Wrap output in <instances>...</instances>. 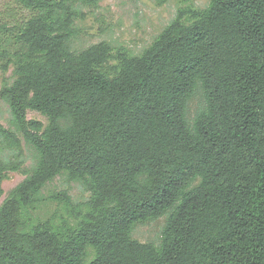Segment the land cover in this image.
I'll use <instances>...</instances> for the list:
<instances>
[{"label":"trees","instance_id":"16d2710c","mask_svg":"<svg viewBox=\"0 0 264 264\" xmlns=\"http://www.w3.org/2000/svg\"><path fill=\"white\" fill-rule=\"evenodd\" d=\"M18 1L35 15L0 97L38 161L0 206V264H264V0L180 11L139 56L106 42L71 50L76 5L101 0ZM4 150L14 160L0 163V200L24 164L0 123ZM62 175L91 194L69 235L27 222ZM165 215L159 247L132 238Z\"/></svg>","mask_w":264,"mask_h":264},{"label":"rangeland","instance_id":"374dc122","mask_svg":"<svg viewBox=\"0 0 264 264\" xmlns=\"http://www.w3.org/2000/svg\"><path fill=\"white\" fill-rule=\"evenodd\" d=\"M212 0H101L96 6L77 4L75 28L77 35L72 39L70 48L81 52L90 46L106 42L114 54L128 52L131 56L141 55L150 47L163 30L178 16L180 11L194 12L206 10ZM35 12L26 9L18 0H0V91L6 82H11L16 63L24 59V51L18 43L21 27ZM191 14L185 18L190 24ZM8 65V68H5ZM202 95L194 99L190 117L204 105ZM29 120L48 124L46 117L29 111ZM0 123L6 129L18 134L22 142L24 164L18 172L9 171L2 183L3 196L0 206L10 193L22 183L36 166L38 154L28 145L13 125L12 112L0 97ZM14 160L7 150L0 151V163ZM64 196L69 201H64ZM91 194L82 183L68 180L66 175L48 183L38 195L34 207L29 210L27 222L38 225L50 221L57 229L67 235L78 227L87 213ZM168 215L157 220L137 225L132 238L141 243H152L159 247ZM93 258L90 251L88 260Z\"/></svg>","mask_w":264,"mask_h":264}]
</instances>
